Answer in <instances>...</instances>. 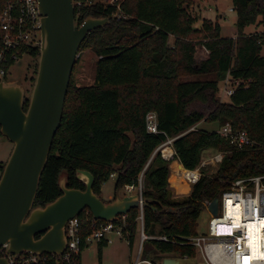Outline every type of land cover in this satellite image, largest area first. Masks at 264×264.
Here are the masks:
<instances>
[{
  "label": "trees",
  "instance_id": "16d2710c",
  "mask_svg": "<svg viewBox=\"0 0 264 264\" xmlns=\"http://www.w3.org/2000/svg\"><path fill=\"white\" fill-rule=\"evenodd\" d=\"M5 0H0V7ZM123 17L116 6L97 3L84 9L78 23L89 17L109 18L87 35L79 51L95 52L96 82L71 86L34 207H44L62 193L61 179L69 188L86 189L79 170L95 176L94 191L101 197L102 184L117 174L116 193L125 185H139L144 171L145 233L148 249L175 257H196L187 238L197 235L198 220L206 201L220 199L238 178L264 174V31L246 33V27L264 22V0H233L237 36L221 34V25L209 20L201 29L187 9L191 0H121ZM174 43L169 44L171 38ZM209 51L198 60V44ZM39 58L40 48L32 51ZM200 76L184 79L185 76ZM206 77V78H204ZM228 77L240 80L229 100L222 101L219 87ZM29 107L25 101L24 109ZM156 112L157 133L148 131L147 114ZM202 121L220 126L230 123L246 130L256 144L237 149L217 130L199 128ZM0 134L1 130H0ZM173 139L175 158L195 169L203 152L224 153L213 173L203 175L187 197H174L168 178L170 160L156 149ZM113 198V199H114ZM87 210V209H86ZM86 210L80 215L82 235H87ZM138 208L128 213L124 232L133 246ZM108 245L98 243L99 253ZM84 249V248H83ZM155 264V259H152Z\"/></svg>",
  "mask_w": 264,
  "mask_h": 264
},
{
  "label": "water",
  "instance_id": "95a60500",
  "mask_svg": "<svg viewBox=\"0 0 264 264\" xmlns=\"http://www.w3.org/2000/svg\"><path fill=\"white\" fill-rule=\"evenodd\" d=\"M38 1L42 40L31 93L26 95L17 81L0 82V130L14 145L6 163L1 164L0 248L8 244V251L16 255L61 254L67 245L68 221L86 209L96 219L114 221L140 206L137 193L118 194L104 201L94 191V174L82 169L78 178L86 183V189L69 188L63 178V193L44 207H34L42 173L61 127L80 46L88 34L109 22V18L89 17L77 25L74 0ZM25 101H29L27 110ZM149 202L160 204L144 198L145 206ZM209 209L218 213V198L211 201ZM0 264L11 263L0 256ZM163 264H197V258L165 257Z\"/></svg>",
  "mask_w": 264,
  "mask_h": 264
},
{
  "label": "built area",
  "instance_id": "2783aa9c",
  "mask_svg": "<svg viewBox=\"0 0 264 264\" xmlns=\"http://www.w3.org/2000/svg\"><path fill=\"white\" fill-rule=\"evenodd\" d=\"M101 3L105 6H116L121 9V0H74L76 23H78L84 9ZM41 11L38 0H5L0 7V82L11 81L10 70L25 54L32 55V51L40 48L42 40ZM207 50V49H206ZM207 53L209 51L207 50ZM235 89L228 90L232 95ZM147 128L149 132L157 133L158 119L156 112L147 114ZM218 133L228 139L237 149H245L256 144L246 130L235 129L230 123L220 126ZM264 148V145H261ZM224 153L218 151L195 169L185 168L184 176L189 188L203 175L202 166L218 165ZM167 160L175 158L165 157ZM173 170V168H172ZM117 174L114 172L111 177ZM142 178L139 185H125L124 194L137 193L140 197L139 214L136 219L137 231L141 232L138 256L133 264H155L152 259L141 258L144 244L150 238L168 240L166 235L150 236L145 233L144 225V196L142 193ZM189 189V191H190ZM190 193V192H189ZM183 194V193H177ZM188 194V193H187ZM211 201L205 202V207L211 213L206 233L187 238V243L193 245L197 254L200 253L205 264H264V174L238 178L230 183L219 199L218 213L209 209ZM90 210L85 212L89 216ZM128 213L118 216L114 221L89 219L87 235H82V220L80 215L69 220L66 225L67 245L61 254L23 252L19 255L8 251V244L0 248V256L7 257L11 264H81L83 250L92 243L105 240L113 241L114 235L126 238L130 234L124 232ZM84 248V249H83ZM172 257V256H171ZM165 258V257H164ZM163 264L161 262H157Z\"/></svg>",
  "mask_w": 264,
  "mask_h": 264
},
{
  "label": "rangeland",
  "instance_id": "374dc122",
  "mask_svg": "<svg viewBox=\"0 0 264 264\" xmlns=\"http://www.w3.org/2000/svg\"><path fill=\"white\" fill-rule=\"evenodd\" d=\"M205 4L208 7H205ZM187 9L188 12L196 18L194 27L201 29L203 26V22L209 20L212 23L218 22L221 25V34L223 36H237V13L233 8V0H191V2L187 6ZM115 16L123 17L124 14L121 11H117L115 13ZM258 31H264L263 21L250 25L245 29L246 33H254ZM173 43L174 38L172 37L169 41V44L172 45ZM207 54L208 53L205 46L199 43L196 53V57L198 58V60L204 59ZM262 54H264V48ZM79 55L80 56L76 63L74 75L72 78V87L76 86L77 84H93L96 82L95 62L97 60V56L95 52L91 49L86 48L82 51H79ZM38 60L39 58H35L32 55L25 54L15 65H13L10 70L9 80H14L20 83L26 90V95H30L31 89L34 85L36 74L38 71ZM197 78H200V76L189 75L184 77V79L188 80ZM240 83V80L233 79L232 77H228L225 81H222L220 83L218 92L219 98L222 101L229 100L230 95L228 94V90L235 89ZM197 127L205 128L208 130H218L220 128V125L216 122L202 121L201 123H199V125H197ZM164 145L172 146L174 150L173 155H175L173 139H170L156 149V151L152 155L151 160L157 153H161L162 156L164 155ZM13 146V143L7 137L0 134V161L6 163L13 150ZM217 152L218 151L216 149L204 150L202 160L208 159ZM173 160L177 161V159L172 158L170 162L172 163ZM171 163L170 168L172 172L173 170ZM217 166L218 165L207 164L202 167L207 169L208 173H213L217 169ZM143 177L144 171L140 175V178H142V182ZM116 178L117 176L111 177L108 181L102 184L101 198L104 201H110L111 199H109V196H112V198H114V195L116 193ZM168 181L174 197L184 198L189 195V191L187 192L188 194H177V189L172 185L170 176L168 178ZM119 194L124 195V188L119 190ZM210 219L211 213L205 207L201 212L200 218L198 220V231L200 233L207 232ZM140 235L141 232L138 230L133 246H130L129 241L126 238H121L120 236L114 235L112 237L113 241L108 243V245L103 248L102 254L99 253L98 245L96 243H92L83 250L81 255V264H133L138 256ZM147 246V242H145L144 249L141 254L142 259L150 258L155 259L157 262H161L164 257H175L173 255L162 254L156 249H148ZM196 258L197 264H205L200 253L197 254Z\"/></svg>",
  "mask_w": 264,
  "mask_h": 264
},
{
  "label": "bare ground",
  "instance_id": "6f19581e",
  "mask_svg": "<svg viewBox=\"0 0 264 264\" xmlns=\"http://www.w3.org/2000/svg\"><path fill=\"white\" fill-rule=\"evenodd\" d=\"M173 153L174 150L172 146L164 145L163 154L165 157H172ZM171 166L173 168V171L170 174V181L172 185L176 187L179 193H187L189 191V185L184 179L186 174L185 169L176 160L172 161Z\"/></svg>",
  "mask_w": 264,
  "mask_h": 264
},
{
  "label": "flooded vegetation",
  "instance_id": "af4514ba",
  "mask_svg": "<svg viewBox=\"0 0 264 264\" xmlns=\"http://www.w3.org/2000/svg\"><path fill=\"white\" fill-rule=\"evenodd\" d=\"M1 164H5V162H0V177H1V175H2V172H3V168H4V166H1Z\"/></svg>",
  "mask_w": 264,
  "mask_h": 264
},
{
  "label": "crops",
  "instance_id": "0c3cea01",
  "mask_svg": "<svg viewBox=\"0 0 264 264\" xmlns=\"http://www.w3.org/2000/svg\"><path fill=\"white\" fill-rule=\"evenodd\" d=\"M215 1H217V0H215ZM205 7H208V6L205 4ZM174 161H175V160H174ZM0 162H3V161H0ZM189 189H190V188H189ZM177 192H178V191H177ZM189 192H191V189H190V191H189ZM189 194H190V193H189ZM124 195H126V194H124ZM109 199H111V200H112V199H113V198H112V196H109ZM134 241H135V240H134ZM133 244H134V243H133ZM163 260H164V259H163Z\"/></svg>",
  "mask_w": 264,
  "mask_h": 264
}]
</instances>
